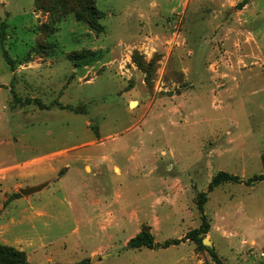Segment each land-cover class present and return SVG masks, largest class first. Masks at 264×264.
Wrapping results in <instances>:
<instances>
[{
	"label": "rangeland",
	"instance_id": "374dc122",
	"mask_svg": "<svg viewBox=\"0 0 264 264\" xmlns=\"http://www.w3.org/2000/svg\"><path fill=\"white\" fill-rule=\"evenodd\" d=\"M263 154L264 0H0V175L55 164L0 180L29 264H264Z\"/></svg>",
	"mask_w": 264,
	"mask_h": 264
},
{
	"label": "trees",
	"instance_id": "16d2710c",
	"mask_svg": "<svg viewBox=\"0 0 264 264\" xmlns=\"http://www.w3.org/2000/svg\"><path fill=\"white\" fill-rule=\"evenodd\" d=\"M86 1V0H82ZM85 11L87 12L86 20L90 26V28L94 30H99V24L97 22V19L101 12L96 9L95 7L91 5H86L85 6ZM78 19H81V15H77ZM80 55H74L73 58H79ZM262 164L264 168V154L262 155ZM262 179L264 180V173L261 175H257L254 180ZM227 181H232V182H237L239 181V178L235 175H230L226 172H218L210 181L208 184L209 189L213 188L214 186H217L223 182ZM19 193H14L11 195V198L19 197ZM201 203L204 201V195H202V198L200 199ZM200 209H202L200 205ZM204 231H206L208 224L205 222L204 223ZM195 233H197V230L189 232L186 237L190 238L192 240H195ZM199 242V240L197 239ZM178 240H167L164 241L163 243H158L154 241L153 235L149 232V228L144 225L141 227L138 233H136L133 237H131L127 245L130 248H141V247H147V248H156V247H161L165 248L168 247L169 245L172 244H177ZM200 243V242H199ZM213 261L215 264H222L220 260L217 258V256L212 253L211 254ZM0 264H29L27 261V257L24 251L18 250L15 247L8 246L5 244L0 243ZM74 264H81V263H74Z\"/></svg>",
	"mask_w": 264,
	"mask_h": 264
},
{
	"label": "crops",
	"instance_id": "0c3cea01",
	"mask_svg": "<svg viewBox=\"0 0 264 264\" xmlns=\"http://www.w3.org/2000/svg\"><path fill=\"white\" fill-rule=\"evenodd\" d=\"M33 161H22V162H20V163H16V164H13V165H10V166H7V168L6 169H9V171L8 172H5V173H3L2 175H0V180H6V178H8V176H10L11 178L10 179H13V178H15V177H20V178H28V177H31V176H33V175H35V174H37V173H42V172H48V171H50V172H54L55 171V167H53V165L55 166V164H54V162L52 161H41V164L43 165V167H42V169L40 168V169H38V168H32L31 166H33V165H31V163H32ZM62 163L64 162V161H61ZM30 164V169H28V170H25V171H17V169H12L14 166H17V165H19V164ZM65 165L66 166H69V164L68 163H65ZM44 168V169H43ZM5 169V170H6ZM43 215L44 216H46V213L44 214L43 213ZM43 216V217H44ZM33 224V223H32ZM36 227V226H35ZM36 235V234H35ZM37 239H41V237H38ZM36 239V240H37ZM35 240V241H36ZM37 243V241L36 242H34V244H36Z\"/></svg>",
	"mask_w": 264,
	"mask_h": 264
},
{
	"label": "water",
	"instance_id": "95a60500",
	"mask_svg": "<svg viewBox=\"0 0 264 264\" xmlns=\"http://www.w3.org/2000/svg\"><path fill=\"white\" fill-rule=\"evenodd\" d=\"M42 189V186H35V187H26L24 189H20L19 193L22 195H28L32 192L39 191Z\"/></svg>",
	"mask_w": 264,
	"mask_h": 264
},
{
	"label": "bare ground",
	"instance_id": "6f19581e",
	"mask_svg": "<svg viewBox=\"0 0 264 264\" xmlns=\"http://www.w3.org/2000/svg\"><path fill=\"white\" fill-rule=\"evenodd\" d=\"M131 104H133V103L131 102Z\"/></svg>",
	"mask_w": 264,
	"mask_h": 264
}]
</instances>
